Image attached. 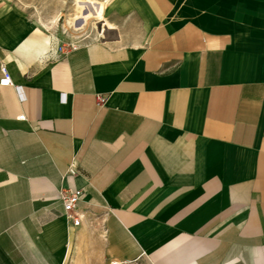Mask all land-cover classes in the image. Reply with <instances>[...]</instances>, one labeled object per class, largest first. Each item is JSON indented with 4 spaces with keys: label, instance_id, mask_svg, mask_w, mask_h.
I'll return each mask as SVG.
<instances>
[{
    "label": "crops",
    "instance_id": "crops-1",
    "mask_svg": "<svg viewBox=\"0 0 264 264\" xmlns=\"http://www.w3.org/2000/svg\"><path fill=\"white\" fill-rule=\"evenodd\" d=\"M109 1L53 55L0 5V264H264V0Z\"/></svg>",
    "mask_w": 264,
    "mask_h": 264
},
{
    "label": "rangeland",
    "instance_id": "rangeland-1",
    "mask_svg": "<svg viewBox=\"0 0 264 264\" xmlns=\"http://www.w3.org/2000/svg\"><path fill=\"white\" fill-rule=\"evenodd\" d=\"M109 0H0L4 9L15 11L23 21L45 36H55L53 40L43 38L47 52L66 51L75 45L95 39H105L114 35L105 28L109 25ZM101 9L102 16L98 15ZM27 42V43H28ZM47 42V43H46ZM56 54V53H55ZM93 262L92 264H110ZM137 264V263H131ZM141 264V263H138Z\"/></svg>",
    "mask_w": 264,
    "mask_h": 264
},
{
    "label": "built area",
    "instance_id": "built-area-1",
    "mask_svg": "<svg viewBox=\"0 0 264 264\" xmlns=\"http://www.w3.org/2000/svg\"><path fill=\"white\" fill-rule=\"evenodd\" d=\"M1 78H0V85L1 86H13V81L11 75L7 69V67L2 64L0 66ZM103 98L98 96V101L101 102ZM20 119H23L24 116H19ZM83 196V191L80 189H66L59 191V199L62 202L64 214L74 223L77 224L80 220L79 216L72 215L73 211L75 210L77 204L81 200ZM110 264H119L118 262H111ZM124 264V263H123Z\"/></svg>",
    "mask_w": 264,
    "mask_h": 264
},
{
    "label": "bare ground",
    "instance_id": "bare-ground-1",
    "mask_svg": "<svg viewBox=\"0 0 264 264\" xmlns=\"http://www.w3.org/2000/svg\"><path fill=\"white\" fill-rule=\"evenodd\" d=\"M97 12H98V15L101 17L102 14H103L102 11H101V9H98ZM105 30H106V28H105ZM46 43H47V42H46ZM44 45H45V42H40V45H39V47H38V50L45 51V54H46V53H48V52H47L46 47H45ZM55 53H56V50H55V48H53V49H52V52L49 53V54H52V55H53V54H55ZM45 54H44V52H41V56H42V55H43V56H46ZM47 55H48V54H47Z\"/></svg>",
    "mask_w": 264,
    "mask_h": 264
}]
</instances>
